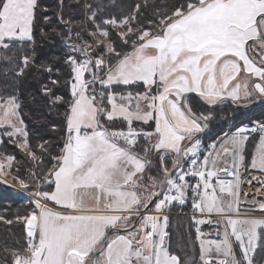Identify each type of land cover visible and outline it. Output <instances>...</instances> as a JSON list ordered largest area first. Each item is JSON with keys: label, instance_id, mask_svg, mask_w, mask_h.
Instances as JSON below:
<instances>
[{"label": "snow or ice", "instance_id": "snow-or-ice-1", "mask_svg": "<svg viewBox=\"0 0 264 264\" xmlns=\"http://www.w3.org/2000/svg\"><path fill=\"white\" fill-rule=\"evenodd\" d=\"M148 6L143 0L120 18L98 19L89 11L88 28H73L61 16L68 70L62 81L58 67L37 63L39 0H0V50L31 47L10 70L17 77L33 68L47 72L50 85L42 83L40 92L51 108L63 110L58 151L49 141L38 146L51 163L42 180L31 172L34 208L17 217L26 223V240L5 249L10 264H182L165 243L166 213L189 198L196 225L224 217L218 239H201L196 228L201 264H256L264 203L247 210L260 217L241 212L239 169L248 134L259 132L250 167L264 172V124L238 128L201 156L196 134L209 117L193 106L190 94L208 106L254 94L264 98V0H179L144 27L140 14ZM61 88L67 96L58 94ZM21 108L18 95L0 94V137L43 164ZM6 159L10 166L14 157Z\"/></svg>", "mask_w": 264, "mask_h": 264}, {"label": "trees", "instance_id": "trees-1", "mask_svg": "<svg viewBox=\"0 0 264 264\" xmlns=\"http://www.w3.org/2000/svg\"><path fill=\"white\" fill-rule=\"evenodd\" d=\"M178 2L179 0H149V6L142 8V14H140L143 26L148 27V20L156 19L157 13L171 10L173 5ZM138 3L143 4V0H39L40 7L37 9L38 23L34 32L37 63L51 64L58 67L60 69V79L63 81L68 75V70L67 65L63 63V57L66 52L60 39V34L66 30V26L60 22V17L62 16L64 20H71L72 24L70 26L73 28L78 29L81 25L88 28L90 27V22L87 19L89 11L97 12L98 19L120 18L129 14ZM86 4H91L92 8H86ZM44 16H48L50 19L45 22L43 20ZM41 29H43V33ZM30 53V46L23 50L17 48L7 51L0 50V56L12 57L11 62L0 60V94H15L19 96L22 102V117L29 134L28 140L37 155L44 157L42 166L44 170V168L47 169L50 166L51 162L48 154L42 153L38 146L45 141H49L50 150L52 152L58 151V145L62 143L63 110L51 108L50 102L40 92L42 83L50 85L47 72L33 68L25 76L17 77L14 71L10 70L13 65L19 63L22 55ZM6 69H9L7 74L5 73ZM58 94L68 95L63 88L58 91ZM226 107L228 108L210 111L213 115L212 120L208 123L207 133L202 136L201 142L208 139L210 144L223 135L231 126L232 130H234L239 126L250 125L264 120V105L245 111H235L229 106ZM229 116L232 118L228 120ZM212 127H214L216 134L209 135L212 133ZM0 139L4 141L0 143V156L14 157L15 165L11 167L10 172L15 177L28 183L27 189H32L36 184L33 181L31 172L35 171L37 173L36 170L38 167L40 168V165L33 164L32 160H29L14 143L8 142L6 136L0 137ZM258 139L250 138L246 143L243 153L246 165ZM48 146L46 145V147ZM154 166L152 167V174L157 171L158 165L156 161ZM25 197L24 194L15 192L0 182V264L5 259H8L10 264V253L5 251L6 248L16 249L25 243L26 232L24 223L23 220L17 219L18 216H26L33 208L32 203L26 200ZM190 208V206L184 205L168 211V213L177 212L176 214L178 215L169 217V224L166 229L169 235L166 237V246L169 247L173 254L180 257L182 264L184 256L177 248L180 244L189 240V238L193 239L195 236L193 219L187 215ZM6 220H11L12 223H5ZM258 245L253 258L256 264H262L264 259V236H262Z\"/></svg>", "mask_w": 264, "mask_h": 264}, {"label": "rangeland", "instance_id": "rangeland-1", "mask_svg": "<svg viewBox=\"0 0 264 264\" xmlns=\"http://www.w3.org/2000/svg\"><path fill=\"white\" fill-rule=\"evenodd\" d=\"M145 27V26H144ZM115 31H118V29H114L113 30V32H115ZM113 38L115 39L116 37L115 36H113ZM222 108H228V107H226V106H222ZM221 123V122H220ZM252 125V124H251ZM245 126H247V125H245ZM245 126H239L238 128H240V127H245ZM229 127V126H228ZM238 128H236V129H234V130H232V126H231V128H228L227 129V131L223 134V135H221L220 137H218V138H216L213 142H211L210 144H213V143H215L216 142V140H217V143L216 144H219L220 142H221V140H223L224 138H225V136L226 135H232V134H234L236 131H237V129ZM214 134H216L215 133V131H214V127H212V133L211 134H209V135H214ZM202 138V137H201ZM201 138H200V140H201ZM250 139V138H249ZM187 142V141H186ZM185 142V143H186ZM209 140L208 139H205L204 140V142H201L200 143V152L201 151H204V155H206L207 154V151L209 150L208 149V146L210 145L209 144ZM246 143H247V141L245 142V148H246ZM259 143V139H258V141H257V143H256V145ZM256 145H255V147H254V149L252 150V152H251V156H250V158L248 159V161H247V165L245 164L246 162H245V160L243 161V164L240 166V169H239V171H240V176H241V182H245V185H247V190H250V191H252L253 193H254V188H255V184H256V181H257V179H258V176H260V177H263L262 179H261V181H260V183H259V187H258V192L259 193H255V195H253L252 193L250 194V193H247V194H250V196H256V200H259L258 201V203H264V175H262V174H260V175H255L254 173H253V170H255V172L257 173V174H259V172L260 171H258V170H256V169H252L251 167H250V165H251V159H252V156H253V154H254V152H255V148H256ZM16 146V145H15ZM20 149V148H19ZM21 150V149H20ZM22 151V150H21ZM244 151H245V149H244ZM23 152V154H25L28 158H29V160H31V158L24 152V151H22ZM244 153V152H243ZM203 155V154H202ZM201 155V156H202ZM3 157V156H2ZM4 158H6V157H4ZM156 161V163H157V171L155 172V173H157L158 171H159V162L156 160V159H154V162ZM13 162H14V159H13ZM13 162L11 163V165L9 166V164H8V161L6 160V161H3L2 163H0V164H3L4 165V168L2 169V171H0V182L2 183V184H4V185H6L7 187H9V189H11V190H13V191H15V192H19V193H22V194H24L26 197H25V199L26 200H28V201H32L33 199H35V197L32 195V193L36 190V185H34L33 187H32V189H27V188H23V187H21V185H20V183L18 182V180L17 179H14V175L10 172V169H11V167L13 166V165H15V162H14V164H13ZM33 162V164H36L37 166L38 165H40V168L38 167V169L36 170L37 171V176L38 177H40L41 178V180H42V177H43V173H44V171L45 170H47V169H45L44 168V170H43V168H42V166H43V164H38V162H34V161H32ZM154 162H153V166H154ZM168 166H169V168H171V166H172V164H171V160H169L168 161ZM154 167H156V166H154ZM154 173V174H155ZM262 173V172H261ZM221 175L223 176V178L224 179H229V180H231V179H233V177H231V176H227V175H225V174H223V173H221ZM253 177H255V179H253ZM259 179V180H260ZM34 181V180H33ZM34 183H35V181H34ZM36 184V183H35ZM263 185V186H262ZM48 187H49V185H47L46 183H41V188L43 189V190H47L48 189ZM33 205V208H34V204H32ZM32 208V209H33ZM191 209H193V208H190L189 210H188V214H191L192 213V210ZM183 215V214H182ZM254 215H256V216H261L262 214L261 213H255ZM191 217V216H190ZM23 223H24V227H25V232H26V223H25V221H23ZM259 242V241H258ZM196 245H197V236H194V238L193 239H190L189 238V240H186L185 242H183L182 244H180V246H178V251L181 253V254H183V256H184V262H183V264H190V263H192L193 261L195 262V260L197 259H199V256L197 257V255H196V251H197V248H196ZM262 264H264V259H263V263Z\"/></svg>", "mask_w": 264, "mask_h": 264}, {"label": "crops", "instance_id": "crops-1", "mask_svg": "<svg viewBox=\"0 0 264 264\" xmlns=\"http://www.w3.org/2000/svg\"><path fill=\"white\" fill-rule=\"evenodd\" d=\"M217 140H216L215 143H217ZM202 154L204 155V151H201L200 152V155H202ZM152 159H153V162H154V159H156L155 158V155L152 157ZM6 160H7L6 158L0 156V163H2L3 161H6ZM0 171H2V170H0ZM253 173L255 175H260V174L264 175V172H262V173L259 172V174H257L258 172L256 173L255 170H253ZM260 178L262 179L263 177L258 176V179H257L256 184H255V188H254V193L252 191H250V190H247V185H245V182L244 181L240 183V189H239L240 195H239V199L241 201L240 208H241V212L242 213L246 212L247 210L256 208L258 206V204H260V203H258L259 200H256L255 199L256 196H250L251 193L253 195H255V193H259L258 192V187H259V183L261 181ZM247 193H250V194H247ZM184 205L185 204L180 205L179 203L174 202L170 209H173V208L176 209L177 207H182ZM191 210H192V213L191 214H188L187 213V215L188 216H191V218L193 219V209H191ZM176 213H170V212L168 213L167 212L166 214L168 215V217H171L172 215L173 216L174 215H178ZM255 213H260V212L259 211H247V214L250 215V216H256V215H254ZM195 215H196V218L197 219L207 218V214L196 213ZM256 217H260V216H256ZM211 220H212V223L211 224H204V225H196L195 222H194V220H193L195 236H197L196 228L199 227L200 230H201V232L204 233V235L201 236V239H218V238H220V237L217 236V231H219L221 233L223 232V224H222V222L224 220V217L218 216V215H213L211 217ZM216 225H220L219 229H217V227H215ZM165 243H166V241H165ZM196 248H197L196 255L198 257V256H200V241L199 240H197ZM236 251H237V254L239 255V249H238V247H236ZM192 263H190V264H192ZM194 264H201L200 259H198V260L196 259L195 262H194Z\"/></svg>", "mask_w": 264, "mask_h": 264}, {"label": "flooded vegetation", "instance_id": "flooded-vegetation-1", "mask_svg": "<svg viewBox=\"0 0 264 264\" xmlns=\"http://www.w3.org/2000/svg\"><path fill=\"white\" fill-rule=\"evenodd\" d=\"M256 99H255V98ZM254 97L252 98H248V99H245V98H241L239 101H236V102H233L231 100V102L235 105V106H245V105H253L252 107L248 108V109H254V108H257L259 106H262L264 105V98L260 97L258 94H254ZM255 101H257V104L254 105ZM192 104L193 106L199 111V112H202L204 113L205 115H207L209 117V119L207 121H202V123H205L207 125L206 127V131L203 133L202 136H204L206 133H207V130H208V123L212 120V114L210 113V111H214V110H217V109H220L222 108V106H229L231 109H233L229 104L223 102L221 103L218 107L216 108H207L206 106L202 105L197 99L193 98L192 97ZM246 109V110H248ZM235 110V109H233ZM237 111V110H235ZM242 111H245V110H242ZM232 117L229 116L228 120L231 119ZM201 136V137H202Z\"/></svg>", "mask_w": 264, "mask_h": 264}, {"label": "water", "instance_id": "water-1", "mask_svg": "<svg viewBox=\"0 0 264 264\" xmlns=\"http://www.w3.org/2000/svg\"><path fill=\"white\" fill-rule=\"evenodd\" d=\"M191 95V97H193V98H195V99H197L202 105H204L203 104V102L202 101H200V98L199 97H197V96H195V94H190ZM255 98V97H254ZM256 99V98H255ZM225 103H227V104H229L233 109H235V110H237V111H242V110H246V109H248V108H250V107H252L253 105H245V106H235L232 102H231V100H226V101H224ZM257 104V101H255V103H254V105H256ZM220 104H217V105H214V106H208V105H204V106H206L207 108H216V107H218ZM206 131V127L200 132V133H197L196 134V136L200 139L201 138V136L203 135V133ZM187 143V142H186Z\"/></svg>", "mask_w": 264, "mask_h": 264}, {"label": "built area", "instance_id": "built-area-1", "mask_svg": "<svg viewBox=\"0 0 264 264\" xmlns=\"http://www.w3.org/2000/svg\"><path fill=\"white\" fill-rule=\"evenodd\" d=\"M257 124H264V120L254 122L252 125L250 124V125H247V126L244 125V126L248 127V128H252V127L256 126ZM248 136H249V138H260V133L259 132L249 133ZM188 179L192 183L195 182V178H193V177H188ZM185 205H188L192 208V202H191L190 198L185 202Z\"/></svg>", "mask_w": 264, "mask_h": 264}]
</instances>
